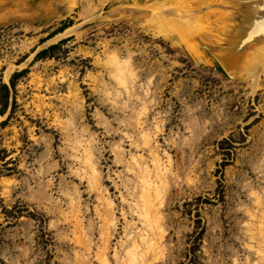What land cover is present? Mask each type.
<instances>
[{"label":"rangeland","instance_id":"obj_1","mask_svg":"<svg viewBox=\"0 0 264 264\" xmlns=\"http://www.w3.org/2000/svg\"><path fill=\"white\" fill-rule=\"evenodd\" d=\"M176 2L0 0V264H264V60L204 64Z\"/></svg>","mask_w":264,"mask_h":264},{"label":"water","instance_id":"obj_2","mask_svg":"<svg viewBox=\"0 0 264 264\" xmlns=\"http://www.w3.org/2000/svg\"><path fill=\"white\" fill-rule=\"evenodd\" d=\"M165 27L225 76L238 77L264 60V0H177Z\"/></svg>","mask_w":264,"mask_h":264},{"label":"trees","instance_id":"obj_3","mask_svg":"<svg viewBox=\"0 0 264 264\" xmlns=\"http://www.w3.org/2000/svg\"><path fill=\"white\" fill-rule=\"evenodd\" d=\"M69 25V23L65 22L58 30L62 31L63 29H65L67 26ZM54 46H50L48 49H43L41 50L39 53H37V55L35 56V58L37 57H43L49 50H51ZM24 71V70H23ZM23 71L20 72H16L12 75L11 80H10V85L13 87L14 86V77L18 74H21ZM9 97H10V86L8 84H6L5 82L0 80V115H3L6 111L7 108L9 106ZM15 106V99L13 98L12 102H11V108H10V112L13 111Z\"/></svg>","mask_w":264,"mask_h":264},{"label":"bare ground","instance_id":"obj_4","mask_svg":"<svg viewBox=\"0 0 264 264\" xmlns=\"http://www.w3.org/2000/svg\"><path fill=\"white\" fill-rule=\"evenodd\" d=\"M169 13V12H168ZM167 14V13H166ZM166 16H168V14L166 15ZM157 173H156V177H159L160 178V175H162V174H160V172H159V167H157ZM145 182H144V184H145V193H146V195L148 194L147 192H149L148 190H150V188H151V194H158V190H157V186L156 187H154L153 185L154 184H152V180H151V183H150V181L149 180H144ZM147 191V192H146ZM153 192V193H152ZM143 194V193H142ZM159 196V195H158ZM158 196H156V197H158ZM150 198V197H149ZM150 201V200H149ZM152 202V201H151ZM150 204V203H149ZM148 204V205H149ZM109 205V204H108ZM146 205V204H145ZM144 205V206H145ZM150 209V208H149ZM145 210V209H144ZM151 211H152V203H151ZM147 214V213H146ZM146 217V216H145ZM151 225V224H150ZM135 251V250H134ZM132 260V259H131Z\"/></svg>","mask_w":264,"mask_h":264}]
</instances>
